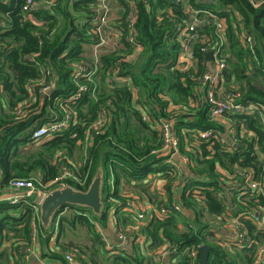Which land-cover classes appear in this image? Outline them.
<instances>
[{"label": "trees", "instance_id": "trees-1", "mask_svg": "<svg viewBox=\"0 0 264 264\" xmlns=\"http://www.w3.org/2000/svg\"><path fill=\"white\" fill-rule=\"evenodd\" d=\"M36 1V9L23 13L25 0H0V188L8 189L12 180L21 179L39 188L45 186L48 193L58 184L48 185L66 169L73 178L62 183L86 191L101 167L104 205L101 216L89 209L65 207L58 211L48 230L36 222L42 257L58 264H67L65 254H72L77 264H156L154 255L164 247L177 264H190L181 253L195 247L200 264V247L208 245L207 264H256L263 236L243 213L257 203L248 194L241 197L246 206L239 203L238 191L227 180L220 181L219 169L232 174L236 167L252 168L256 177L260 176L264 126L251 117L228 114L226 117L236 122V129L244 123V128L255 134L251 139L243 138L231 151L214 139L205 141L199 134L209 130L216 136L223 133L222 126L210 117L201 86V78L208 71L205 54L209 51L225 65L220 79L223 90L238 94L240 103L264 104V4L254 8L248 0H184L188 4L180 0H135L134 44L121 37L114 49L100 54L92 74L94 64L84 47L91 44L97 0ZM117 5L124 10L117 21L124 29L122 21L128 6L125 0H117ZM193 11L199 12V20L205 15L202 12L224 19L226 27L221 41L211 18L195 25L197 37L189 43L190 54L184 59L181 34L188 30ZM244 34L254 37L253 53L240 42ZM135 46L141 51L126 61ZM73 64L83 65L87 75L75 77ZM112 73L125 82L108 84ZM52 76L54 87L41 95L38 83L42 80L46 84ZM128 83L136 90V97ZM81 86L86 90L80 91ZM64 105L74 114V121L52 139H32V133L41 125L61 119ZM19 106L26 112L24 119L16 116ZM100 112L105 115L104 126L93 132L92 125ZM144 112L149 122L143 121ZM160 119L171 120L180 153L191 160V166L180 177L166 159L152 154L161 144L154 129ZM33 145L37 147L31 150ZM77 147L85 150L80 164L72 161ZM150 175H160L164 181L156 210L175 202L182 210L167 217L153 215L139 228L147 246L144 254L134 242L129 251L123 247L107 249L97 227L106 228L111 211L117 232L120 226H132L138 220L123 212L126 208L131 212L136 209L129 203L131 199L120 195L121 181L133 183L144 192L150 187ZM219 191L223 192L220 199L216 196ZM258 203L262 205L263 201ZM226 206L231 207L232 218L243 214L238 224L251 238V246L219 243L218 230L211 229L210 221L224 223ZM35 221L33 198H20L14 204L0 199V264L24 263L34 242ZM77 227L87 231L85 244L59 242L65 231ZM54 235L58 251L49 248L44 252L43 247ZM125 236L131 240L129 232Z\"/></svg>", "mask_w": 264, "mask_h": 264}, {"label": "built area", "instance_id": "built-area-1", "mask_svg": "<svg viewBox=\"0 0 264 264\" xmlns=\"http://www.w3.org/2000/svg\"><path fill=\"white\" fill-rule=\"evenodd\" d=\"M135 0H125L128 6L127 14L123 19L124 29L121 23L116 25H111L109 20V15L111 12V7L109 0H97L96 10L98 15L95 17V28H93L90 32V48L86 51L89 52L92 64H94V68L92 70V74L95 72L96 68L99 65V56L100 54L109 48H115L120 41L121 37H125V39L134 44L135 40V24L137 21V10L134 4ZM179 1V0H178ZM183 4H188L184 0H180ZM251 6L254 8L260 7L264 4V0H248ZM39 3L36 0H25L23 5V13H28L31 10H34L38 7ZM189 10V6L187 11ZM124 10L121 9V13ZM205 14L202 20H199L198 14L199 12H192L194 16L188 25V30L183 32L181 35L184 38V47L182 57L186 59V57L190 54V42L195 39L197 35L195 34L194 27L197 24L205 23L207 18H211L213 22L216 24L217 34L221 41L222 35L225 31V20H218L215 16ZM236 17L240 18L237 12L234 13ZM120 19V18H119ZM116 33L119 37V40L116 44L109 45L108 39L110 35ZM240 42L249 48V50L254 52V37L248 34H244L240 36ZM87 46V45H86ZM85 46V47H86ZM84 47V49H85ZM141 48L139 46H135L131 56L127 57L125 60L129 61L131 58L135 57ZM207 52V50H205ZM189 64V63H188ZM225 65L222 61L216 58V55L213 54V61L209 62L208 71L205 72L201 78V86L204 88V98L209 105L210 117L215 120L219 125L223 128V133L219 136H216L215 131H205L201 132L199 135L205 141H210L214 139L221 146L227 147V151H231L232 148H236L239 146V142L243 138L251 139L255 137L254 132L248 131L244 128V123H240L238 129H236V122L228 119L226 116L228 114H237L243 115L253 118L259 125L264 126V104H251V103H240L238 98V94L232 92H226L220 86L221 73L224 69ZM74 76L75 77H85L87 75L85 71V67L81 64H73L72 65ZM49 75V71L46 72ZM125 82L121 81L116 77V73H112L108 76L107 83L111 84L112 82ZM127 82V81H126ZM55 83V76H52L48 83H43L42 80L38 83L40 85L39 92L41 95L47 94L53 87ZM34 85V84H32ZM129 88L134 97H136V90L129 84ZM80 91L86 90L84 86L79 87ZM147 111V110H146ZM16 116L21 119L26 117V112L21 111V106H19L18 111L16 112ZM142 119L144 122H149L150 118L144 112L142 114ZM70 121H74V114L68 109L66 105L62 106V117L58 121L47 122L41 125L39 128L34 130L32 133V139L39 140L45 139L49 140L54 138L55 136L61 134L68 126ZM105 115L103 112L99 113L98 118L92 125L93 132L99 131L104 126ZM154 129L156 130L159 140L161 142L160 147L157 150L152 152L153 155L159 156L161 158L166 159L167 163H170L172 167L176 170V174L178 177L184 174L187 169L191 166V160L180 153L179 150V139L174 135L171 120L168 119H160L159 121L154 123ZM92 135V134H91ZM262 174L260 176L255 175L252 168H240L236 167L234 173L226 174L223 170L219 169L222 178L220 181L227 180L229 184H233L238 191V202L242 203V205L246 206V204L242 201L241 197L245 195H249L250 197L255 199L257 206H252L246 209L244 216L245 218L251 220L256 227L260 230L263 241L258 246L257 254H256V264H264V160L260 161ZM186 177V176H185ZM66 178H73V175L69 173L66 169H62L60 176H58L51 184L48 186L58 184V186L65 185L62 181ZM184 180L182 179L180 182L182 183ZM61 183V184H59ZM110 184L111 181L109 182ZM178 181L174 182L175 185H178ZM10 190L14 191L16 194L12 197L7 198L9 202L12 204L16 203L20 198H32L34 197V212L36 214V220L32 224L33 229V239L35 240L37 237L35 231V224L39 222V204L42 200L43 196L46 194L44 191L45 186L43 188L36 187L35 184L30 180H21L15 179L12 180L9 184ZM193 193H196V190H192ZM223 192L219 191L216 195L218 199L221 198ZM230 196V195H229ZM245 200V198H244ZM262 200L263 204L260 205L258 202ZM224 223L221 224V231L226 232V237H222L218 239L219 243L226 245L227 243H231L237 247H249L252 245L251 238L246 235L243 230H241L240 225L238 224L239 216H243L240 214L239 216L232 218L231 207H224ZM182 210L181 205L177 202L172 203L170 207L167 205L161 206L158 208L157 216L158 217H167L172 213L180 212ZM236 210V208H235ZM111 215L113 212H110ZM138 221L143 219L142 213H138L137 215ZM116 224L115 220L113 219ZM40 223V222H39ZM132 234H130L131 236ZM116 237L120 242L126 241V236L122 232H116ZM31 249L29 248L26 256L24 258V263L26 264ZM170 254V250L166 248H160L156 251L154 255V260L156 263H160L162 259L168 257ZM181 256L187 257L190 261V264H198V253L197 248L191 247L186 248L182 251ZM64 259L67 264H77L75 261V257L72 254H65ZM42 264H45L43 262Z\"/></svg>", "mask_w": 264, "mask_h": 264}, {"label": "crops", "instance_id": "crops-1", "mask_svg": "<svg viewBox=\"0 0 264 264\" xmlns=\"http://www.w3.org/2000/svg\"><path fill=\"white\" fill-rule=\"evenodd\" d=\"M111 38V41H109V39ZM108 39V43L110 46H112V44H116L119 40V37L116 33L110 35ZM149 188L147 187V191H140L137 188H135V186H132L131 184H129L128 182L122 180L121 184H120V195L124 198L127 199H131L129 201L132 202V204L135 206L134 208L136 210L132 209V212L130 209H123L124 214H131L133 217L137 218L138 213H142L143 215V219L141 221H138L137 219L135 220V223L131 226V224H126L124 227L120 226L121 229L119 231H122L126 234V232H129L131 235V240H126L124 242H120L117 237H116V224L114 223L113 219L116 222V219L114 218V216L111 215L108 217V222H107V226L106 228L100 229L99 227H97V230H99L101 232L102 235V240L104 241V243L106 244V248L107 249H112L114 247L116 248H121L123 247V250H130V247L132 245V243L134 242L136 247L143 252V254L146 252V244H145V240L144 237L141 236L139 234V228L141 229V227L145 226V224L147 223V221L149 220V218L153 215L157 216V210L155 207V201L154 198H156V194L159 195V198H161V196L163 195V191H162V186L164 185V181L162 179V177H160V175H150L149 176ZM16 193L12 190H10V188L8 189H1L0 188V199H7L9 197L14 196ZM136 212V213H135ZM123 214V215H124ZM121 215V214H119ZM129 226L132 229H129ZM226 232H222L219 231V238L222 237H226ZM55 235L52 238V241L48 244V246L45 248L43 247V251L44 252H48L49 248L51 249V251L53 252H57L58 251V242H55ZM135 239V240H134ZM60 243H64L59 241ZM68 243V242H67ZM164 248V247H161ZM31 251H30V256L26 262V264H42L43 262H45V264H58L55 262H52L51 260H49L48 258H43L42 254H41V250H40V246L38 244V237H36V239L34 240L32 246L30 247ZM120 250V249H119ZM145 252H144V251ZM156 264H177L175 259H172L170 257H166L164 259L161 260L160 263H156Z\"/></svg>", "mask_w": 264, "mask_h": 264}, {"label": "water", "instance_id": "water-1", "mask_svg": "<svg viewBox=\"0 0 264 264\" xmlns=\"http://www.w3.org/2000/svg\"><path fill=\"white\" fill-rule=\"evenodd\" d=\"M261 42V40H260ZM262 54L264 56V45L262 44ZM208 62L213 61L211 51L205 54ZM103 172L99 167L86 191L76 190L68 185L57 186L46 193L39 204V222L44 230H48L58 211L68 207H81L89 209L94 215L101 216L104 205L102 201ZM208 245H202L200 264H207Z\"/></svg>", "mask_w": 264, "mask_h": 264}, {"label": "rangeland", "instance_id": "rangeland-1", "mask_svg": "<svg viewBox=\"0 0 264 264\" xmlns=\"http://www.w3.org/2000/svg\"><path fill=\"white\" fill-rule=\"evenodd\" d=\"M109 3H110V7H111L109 20H110L111 25H116L117 21H119V18L121 16V9L119 8V5H117V0H109ZM109 41H111V38L109 39ZM88 48H90V45H87L85 47V50H87ZM230 88L232 89L233 87H230ZM36 147H37V145L36 146L33 145V147L30 146V149L32 150V149H34ZM84 153H85L84 148L83 149L78 148V147L75 148L74 151H73V159H72V161H74L76 164H80L82 159H83V157H84ZM177 194H178V192L176 193V195ZM155 196H156V198H154V201H155V204H157L160 199H159V195L156 194ZM32 198L34 200V197H32ZM175 201H177V200H175ZM157 212H158V209H157ZM207 219L209 220V218H207ZM210 224H212L211 225V229L212 230H216V231L218 230L217 238H219V231H221V229L219 230V225H220V228H221V224H219V223L217 224L216 222L213 223V221H210ZM179 227H180V230L184 229L181 224L179 225ZM88 239H89V236L87 235V231L84 228H82V227H77L76 230H72V231L67 230V231H65L64 235H62V237L60 238V241L64 242V243L72 242L73 244L82 245V244H85L88 241Z\"/></svg>", "mask_w": 264, "mask_h": 264}]
</instances>
